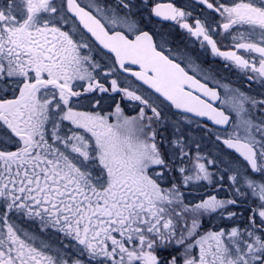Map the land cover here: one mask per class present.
Returning <instances> with one entry per match:
<instances>
[{
    "label": "snow or ice",
    "instance_id": "6c2138e0",
    "mask_svg": "<svg viewBox=\"0 0 264 264\" xmlns=\"http://www.w3.org/2000/svg\"><path fill=\"white\" fill-rule=\"evenodd\" d=\"M0 264H264V0H0Z\"/></svg>",
    "mask_w": 264,
    "mask_h": 264
},
{
    "label": "flooded vegetation",
    "instance_id": "af4514ba",
    "mask_svg": "<svg viewBox=\"0 0 264 264\" xmlns=\"http://www.w3.org/2000/svg\"><path fill=\"white\" fill-rule=\"evenodd\" d=\"M154 2H162V3L173 2L177 6H184L185 4H195L196 0H154ZM222 2L230 4V3H233L234 0H222ZM190 10L193 11V15L194 16H199L201 19H205L206 13L201 12L200 6L197 5L195 8H192ZM215 18H216V20H220L218 14L216 15ZM154 20L157 21V26L158 27H162L164 29L172 31L174 33L176 39H178V38H183L184 39L187 36V34L184 33L182 30H180L178 26L174 25V22L162 21L159 18H154ZM213 27H215V24L213 25ZM214 38L217 39L218 46L221 47L222 50H229L231 48L232 41H231L230 37H227V35L222 33V31L220 32V35H214ZM241 54H243V53H241ZM201 63H203L204 66L213 65V66H217V68H221L222 67V68L227 69V71L229 73H231L229 75L231 80H233L234 77H237V73H236L237 69H235L234 67H227L226 66L227 62L223 61L219 57H213L212 55L209 54V60L208 61H204L203 60V62H201ZM238 74L244 76L243 78H244V85L245 86H248V87L254 86L253 82H249L247 80V77H246V75L244 73L240 72ZM221 92H222V90H221Z\"/></svg>",
    "mask_w": 264,
    "mask_h": 264
},
{
    "label": "rangeland",
    "instance_id": "374dc122",
    "mask_svg": "<svg viewBox=\"0 0 264 264\" xmlns=\"http://www.w3.org/2000/svg\"><path fill=\"white\" fill-rule=\"evenodd\" d=\"M176 40L179 41L181 43V45H183L188 40H193L194 41L195 38L186 36L184 39L183 38H178ZM192 51L198 56V59H199L200 62H203V60L204 61H208L209 60V54L212 55L211 52H210V49H200L198 42L195 44V47L192 48ZM208 66H210V65H208ZM211 67L218 73L222 89H223V87H222L223 84H228L232 88H239L242 91H245V92H247V93H249L251 95H258L259 94V89H258V86L256 85V83L253 82L254 86H252V87H248V86L244 85V78H243L244 76L238 74V73H240L238 70L236 71L237 77H234V79L231 80L230 77H229V75L231 73H229L227 71V69L222 68V67L221 68H217V66H213V65H211ZM223 91H224V89H223ZM257 114L259 115V113H257ZM205 226L207 227V223H206Z\"/></svg>",
    "mask_w": 264,
    "mask_h": 264
}]
</instances>
